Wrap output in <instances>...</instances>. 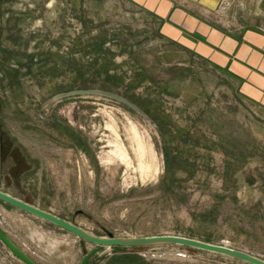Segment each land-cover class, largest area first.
Masks as SVG:
<instances>
[{
	"label": "rangeland",
	"instance_id": "obj_1",
	"mask_svg": "<svg viewBox=\"0 0 264 264\" xmlns=\"http://www.w3.org/2000/svg\"><path fill=\"white\" fill-rule=\"evenodd\" d=\"M202 16L264 29V0H223ZM103 33L116 54L109 74L134 89L105 82L106 58L93 48ZM169 41L128 0H0V189L97 236L180 234L264 259V107L226 70ZM133 96L192 138L164 140ZM139 140L151 169L139 166ZM167 143L194 175L168 178ZM0 227L38 264H80L95 247L2 201ZM137 252L154 264H244L175 246ZM114 255L103 248L89 264ZM0 264L25 263L0 239Z\"/></svg>",
	"mask_w": 264,
	"mask_h": 264
},
{
	"label": "crops",
	"instance_id": "obj_2",
	"mask_svg": "<svg viewBox=\"0 0 264 264\" xmlns=\"http://www.w3.org/2000/svg\"><path fill=\"white\" fill-rule=\"evenodd\" d=\"M158 18L170 43L192 50L226 70L246 99L264 107V29L229 30L204 15L218 12L223 0H128Z\"/></svg>",
	"mask_w": 264,
	"mask_h": 264
},
{
	"label": "water",
	"instance_id": "obj_3",
	"mask_svg": "<svg viewBox=\"0 0 264 264\" xmlns=\"http://www.w3.org/2000/svg\"><path fill=\"white\" fill-rule=\"evenodd\" d=\"M129 105L136 109H140L137 105L128 102ZM141 110V109H140ZM0 201L17 208L43 222L52 224L61 230L67 231L70 234L84 240L95 247L84 257L80 264H89L90 261L106 247H125V248H142L154 246H175L186 249H194L202 252H207L214 255H219L241 261L247 264H264V259L252 252L244 249L234 248L224 244H216L204 240L183 236L180 234L166 235H151V236H136V237H121L116 236L113 232L107 231V236H97L86 229L70 222L58 215L45 210L35 204H31L23 199H20L8 192L0 189ZM0 239L25 264H38L24 251H22L2 230L0 227Z\"/></svg>",
	"mask_w": 264,
	"mask_h": 264
},
{
	"label": "trees",
	"instance_id": "obj_4",
	"mask_svg": "<svg viewBox=\"0 0 264 264\" xmlns=\"http://www.w3.org/2000/svg\"><path fill=\"white\" fill-rule=\"evenodd\" d=\"M111 39H109L107 33H103L100 38H99V44L94 45L93 48L97 49V55L100 56L102 55L105 59L104 61V73L106 74L105 82L106 83H114L117 86H125L126 89H134L135 86L133 84H125V81L123 80L122 77H117V76H112L109 74L110 72V67H111V62L113 58L115 57V52L112 51L110 48L106 47V45L110 42ZM92 48V49H93ZM1 50V47H0ZM142 82V81H140ZM136 104H138L156 123L158 126L162 137L164 140H173L174 138H183L190 140L189 138H192L190 132H185L180 129H175L176 133L173 135V132L171 130L172 126L174 125L172 119L170 116L165 113L160 105L155 103L151 99H140L137 97H131L129 98ZM172 136L171 138H169ZM170 143L166 144L164 154H165V161H166V171L167 174L169 175L168 178H170L172 181H174L173 177L177 171H185L188 174L194 175L195 173V163L190 162V160H187L183 158L181 155V152H177L178 155H175L176 151H174L170 146ZM228 169L231 166L229 163ZM172 176V177H171ZM208 241L209 240H205ZM147 247H142V248H125V247H113L112 249L116 253V255L113 256L112 258V264H154L150 261H148L144 256L139 254L137 250L140 249H145ZM247 264V263H244Z\"/></svg>",
	"mask_w": 264,
	"mask_h": 264
},
{
	"label": "bare ground",
	"instance_id": "obj_5",
	"mask_svg": "<svg viewBox=\"0 0 264 264\" xmlns=\"http://www.w3.org/2000/svg\"><path fill=\"white\" fill-rule=\"evenodd\" d=\"M118 138V137H117ZM116 142V141H115ZM121 142V141H120ZM115 144V143H114ZM117 145V144H116ZM120 145H117V148L119 149L117 151L118 155L125 160V151L122 149V147H119ZM117 150V149H116ZM138 157H139V166L142 170H147L151 169V164H149L148 159H149V154H148V148L147 146L141 141H138ZM115 151V149H114ZM116 154V153H115ZM117 155V154H116ZM127 155V154H126ZM152 158H150L151 160ZM124 162V161H123Z\"/></svg>",
	"mask_w": 264,
	"mask_h": 264
}]
</instances>
